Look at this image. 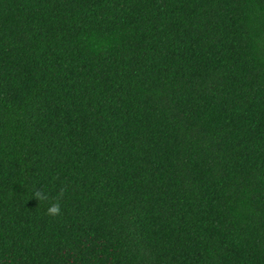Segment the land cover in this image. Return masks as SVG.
<instances>
[{
  "label": "trees",
  "instance_id": "trees-1",
  "mask_svg": "<svg viewBox=\"0 0 264 264\" xmlns=\"http://www.w3.org/2000/svg\"><path fill=\"white\" fill-rule=\"evenodd\" d=\"M0 264H264V0H0Z\"/></svg>",
  "mask_w": 264,
  "mask_h": 264
},
{
  "label": "clouds",
  "instance_id": "clouds-1",
  "mask_svg": "<svg viewBox=\"0 0 264 264\" xmlns=\"http://www.w3.org/2000/svg\"><path fill=\"white\" fill-rule=\"evenodd\" d=\"M63 189H61L59 195H63ZM35 197L38 198V199H44L41 195H40V192L37 191L35 194ZM60 211V208H59V204L58 203H54L52 204L49 208H48V213L51 214V215H55V214H58Z\"/></svg>",
  "mask_w": 264,
  "mask_h": 264
}]
</instances>
